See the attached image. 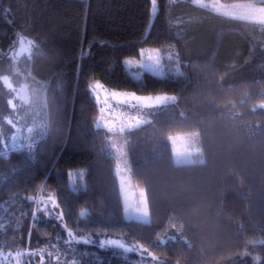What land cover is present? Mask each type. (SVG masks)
I'll use <instances>...</instances> for the list:
<instances>
[{
  "label": "trees",
  "instance_id": "trees-1",
  "mask_svg": "<svg viewBox=\"0 0 264 264\" xmlns=\"http://www.w3.org/2000/svg\"><path fill=\"white\" fill-rule=\"evenodd\" d=\"M20 32L39 48L32 71L48 82L49 128L33 149L0 154L1 251L28 247L45 264H264V23L194 0H157L155 15L151 0H0V56ZM146 46L177 49L182 75L133 76L124 60ZM94 80L177 97L127 136L147 223L125 214L109 132L96 127ZM178 133L201 149L196 163L177 165ZM38 193L56 201L75 239L92 243L66 245L65 227L52 209L45 218ZM106 235L146 254L101 247L96 239ZM27 253L22 264H41Z\"/></svg>",
  "mask_w": 264,
  "mask_h": 264
},
{
  "label": "rangeland",
  "instance_id": "rangeland-1",
  "mask_svg": "<svg viewBox=\"0 0 264 264\" xmlns=\"http://www.w3.org/2000/svg\"><path fill=\"white\" fill-rule=\"evenodd\" d=\"M195 3L223 15L229 12L235 14L226 15L230 17H236L245 13L246 10L244 8V5L252 4L255 8L258 9L262 4H264L263 0H235L229 2L223 0H201V2ZM247 20L259 22L258 20L253 19ZM21 41H23L24 45L23 51L21 50ZM29 41H31V45H29ZM37 46L38 45L34 39L20 32L18 36V43L12 49V51L7 55L0 56V154H8L10 150L17 148L33 149L36 146L37 142L47 134L48 129H44L42 125L45 122H47V124L49 125V112L47 105L48 82L37 77L32 71V61L39 49ZM141 49L144 50L143 56H129L124 60L126 69L136 78H143L144 71H149L147 69L139 68L138 65L148 62L147 57L149 54L153 56L157 55V52L155 51L156 49L160 50V52L158 53L161 57L160 67L163 69V74L161 76L176 75L175 69L177 67V64L169 62L167 60L168 56L178 55L179 68L181 72V60L177 49L157 46H146ZM126 61H131V64L126 63ZM136 73H139V75H136ZM4 76L9 77V80L7 82L4 81ZM97 83L101 85V89L98 90V102L100 104V108L103 107L105 109V111L100 114L99 118L103 116L105 121H112L116 129L115 131H109V129L105 127L109 132V137L113 146V153L117 159L116 170L119 176L124 204L125 206L127 205L130 209L138 206H143L141 204V194L143 193L144 198L147 200L149 221L150 208L146 191L144 187L137 184L132 178L131 163L129 160L127 148V136L130 130L125 127V130L123 132H120L119 127L121 124L126 123L129 117L139 116L143 120L150 121L162 107L159 109L141 108L138 110H132L118 104L117 101L111 96H109L108 102L107 104H105L103 103V101L105 100V93L120 92L127 94L133 93V91L113 88L100 80L92 81L90 87H93ZM9 84L11 85V88H9ZM136 94L152 97L162 95L174 96L173 94L165 92ZM94 96L96 97V94H94ZM9 101H12V103L15 104L16 107L12 108V106L8 103ZM8 120H12L11 125L8 124ZM29 128L32 129V132H28ZM13 136L17 137L16 142L19 145L17 147L12 146ZM172 139L175 144L177 159L187 158L181 157L180 154L185 153L188 150L193 151V148L186 145L187 142L185 136L178 133L172 135ZM190 158L193 159V156H191ZM39 193L34 197L35 203L37 201H43L45 203L42 204H44V207H46L47 209H52L56 214H59L61 212L59 209H54L52 205L48 206L49 203L47 198L50 197L49 194L40 196ZM125 214L127 217H129L127 213ZM171 234L173 237L182 236V233H178L177 235H174L173 233ZM166 239L167 237L164 236L163 238H161V241H165ZM96 240L100 243L107 240H117L118 243L123 244L125 248H131L139 245L138 242L124 238L123 236L109 237L108 235H106L104 239L97 238ZM28 250V247L25 249L22 248L12 251L0 250V264H22V257H24ZM17 252H21L23 254L17 257ZM143 253L146 254V252ZM56 259L57 260H55V263L51 262L50 264L73 263L72 260L67 261L65 258L63 259L61 257H56ZM46 264H48V260Z\"/></svg>",
  "mask_w": 264,
  "mask_h": 264
},
{
  "label": "snow or ice",
  "instance_id": "snow-or-ice-1",
  "mask_svg": "<svg viewBox=\"0 0 264 264\" xmlns=\"http://www.w3.org/2000/svg\"><path fill=\"white\" fill-rule=\"evenodd\" d=\"M194 2H201V0H194ZM245 8V13L236 16L235 18L238 19H253V20H258L261 23H264V4H262L258 9L255 8L252 4H247L244 5ZM157 13V0H151V15H155ZM258 13V14H257ZM225 15H235L234 13H225ZM29 45H31V41H29ZM38 47V46H37ZM21 50H24V45H23V41H21ZM157 52V55L153 56L151 54L148 55L147 57V61L146 63H141L138 65L139 68H143V69H147L149 71H153L156 72L157 75H162L163 74V69L160 67L161 65V57L159 56V49L155 50ZM138 54L143 56L144 55V50L140 49L138 51ZM167 60L169 62H173L177 64V67L175 69V74L177 76L182 75V73L180 72V68H179V57L178 55H173V56H168ZM126 63L131 64V61H126ZM136 75H139V73H136ZM4 81L7 82L9 80L8 76H4ZM9 88H11V85H8ZM101 89V85L99 83L95 84L93 87H91L90 91L94 94H96V99L97 101H99V95H98V90ZM109 96H111L112 98H114L118 104L125 106L126 108L132 109V110H138L141 108H149V109H159L161 107L164 106H168V105H175L176 101H177V97L175 96H169V95H162V96H141V95H137L136 93H120V92H112V93H105V100L103 101V103L107 104L108 102V98ZM12 108H15V104L12 103V101L8 102ZM259 107L261 109H264V103L260 104ZM99 111L101 113H103L105 111V109L103 107H101L99 109ZM253 111H255V108L253 109ZM181 116H184L183 112H180ZM233 116H235V113H233ZM9 125L12 124V120H8L7 121ZM150 123V121L148 120H143L141 119L139 116L136 117H129L128 121L124 124H121L119 127V131L123 132L125 130V127H127L129 130L138 127L140 125L143 124H148ZM42 127L44 129H48L49 125L47 124V122H45ZM96 127L100 128V127H107L109 129V131H115V127H114V123L112 121H105L104 117L101 116L99 118V120L96 122ZM28 132H32V129L29 128ZM198 133H193L192 137L195 138L196 136H198ZM12 141L13 147H17L19 146L17 144V137L13 136L12 137ZM201 152V149L196 148L195 151H191L188 150L185 153L180 154L181 157H187V158H178L176 160L177 165H180L182 163L185 164H192V163H196L197 161L191 159L190 157L193 155H197ZM201 161H203L202 159L199 161L201 163ZM36 203H43V201H37ZM48 203L51 204L53 206L54 209H58V204L56 203V201L49 197L48 198ZM141 204L143 206H138L135 208H129L127 205L124 208L125 213H127L129 215L130 218H134L136 220H140L142 222L147 223L148 222V209H147V200L144 198V194H141ZM45 213V218H51L48 214H47V208H45L44 210ZM33 218L35 219V214H33ZM55 219L57 221H59L61 223V225L63 227H65V230L67 232V237L68 239L66 241H64V243L66 245H68L69 247H71L74 243L75 244H79V243H84V244H90L92 243L91 239H86V240H77L75 239L74 233L70 230L67 229L66 225H63V213L60 212L59 214L55 215ZM173 229H176V225H172ZM172 239H175V237H172ZM159 243L161 244H165L166 241H159ZM261 243H264V241H261ZM106 245H116L118 247L124 248V251L126 252H134V251H140V252H146V249H141L139 245H136L135 247H131V248H125V246L123 244H119L117 240H107V241H102L101 242V247H105ZM23 253L21 252H17L16 256L19 257L21 256ZM27 255L29 257L32 256H38L41 260V264H45L44 262V258L43 255L40 252H28ZM59 259V258H57Z\"/></svg>",
  "mask_w": 264,
  "mask_h": 264
},
{
  "label": "bare ground",
  "instance_id": "bare-ground-1",
  "mask_svg": "<svg viewBox=\"0 0 264 264\" xmlns=\"http://www.w3.org/2000/svg\"><path fill=\"white\" fill-rule=\"evenodd\" d=\"M113 147V146H112ZM114 154V153H113ZM115 156V155H114ZM115 158H116V156H115ZM116 164H117V159H116Z\"/></svg>",
  "mask_w": 264,
  "mask_h": 264
},
{
  "label": "clouds",
  "instance_id": "clouds-1",
  "mask_svg": "<svg viewBox=\"0 0 264 264\" xmlns=\"http://www.w3.org/2000/svg\"><path fill=\"white\" fill-rule=\"evenodd\" d=\"M205 163V161H201V164Z\"/></svg>",
  "mask_w": 264,
  "mask_h": 264
}]
</instances>
